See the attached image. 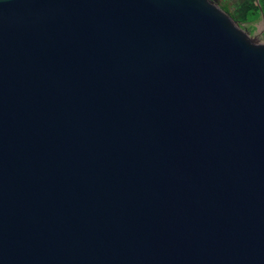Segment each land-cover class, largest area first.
<instances>
[{
    "label": "water",
    "instance_id": "1",
    "mask_svg": "<svg viewBox=\"0 0 264 264\" xmlns=\"http://www.w3.org/2000/svg\"><path fill=\"white\" fill-rule=\"evenodd\" d=\"M0 264H264V39L218 0H0Z\"/></svg>",
    "mask_w": 264,
    "mask_h": 264
},
{
    "label": "trees",
    "instance_id": "2",
    "mask_svg": "<svg viewBox=\"0 0 264 264\" xmlns=\"http://www.w3.org/2000/svg\"><path fill=\"white\" fill-rule=\"evenodd\" d=\"M220 6L223 10L231 14L235 19L239 21V23L244 27L246 25L248 31L250 32V27L252 28L253 24L256 21V16H257V10L261 8V10H264L263 7H257V6H252V7H247L242 9V4L238 3L237 1L234 2V0H222L220 3ZM246 11L243 13V11ZM244 14L242 16L241 14ZM254 29V28H253ZM252 31V30H251Z\"/></svg>",
    "mask_w": 264,
    "mask_h": 264
},
{
    "label": "rangeland",
    "instance_id": "3",
    "mask_svg": "<svg viewBox=\"0 0 264 264\" xmlns=\"http://www.w3.org/2000/svg\"><path fill=\"white\" fill-rule=\"evenodd\" d=\"M218 1L220 4L222 0H218ZM251 25L253 26L252 28L250 27V29L252 30V31L250 30V32L260 35L264 39V10L261 9L257 10L256 21ZM244 28L247 29L246 25H244Z\"/></svg>",
    "mask_w": 264,
    "mask_h": 264
},
{
    "label": "crops",
    "instance_id": "4",
    "mask_svg": "<svg viewBox=\"0 0 264 264\" xmlns=\"http://www.w3.org/2000/svg\"><path fill=\"white\" fill-rule=\"evenodd\" d=\"M225 1H227V0H225ZM235 1H237L240 4H242V9L243 10H244V8L252 7V6H257V7H261L262 6V7H264V0H234V2ZM245 12L246 11H243V13H245ZM243 13L241 14L242 16H244Z\"/></svg>",
    "mask_w": 264,
    "mask_h": 264
}]
</instances>
